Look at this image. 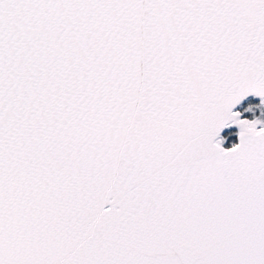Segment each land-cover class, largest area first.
Wrapping results in <instances>:
<instances>
[{
  "label": "snow or ice",
  "instance_id": "1",
  "mask_svg": "<svg viewBox=\"0 0 264 264\" xmlns=\"http://www.w3.org/2000/svg\"><path fill=\"white\" fill-rule=\"evenodd\" d=\"M0 264H264V0H0Z\"/></svg>",
  "mask_w": 264,
  "mask_h": 264
},
{
  "label": "trees",
  "instance_id": "2",
  "mask_svg": "<svg viewBox=\"0 0 264 264\" xmlns=\"http://www.w3.org/2000/svg\"><path fill=\"white\" fill-rule=\"evenodd\" d=\"M248 115H250V114H248ZM236 139V137H233V140H235Z\"/></svg>",
  "mask_w": 264,
  "mask_h": 264
}]
</instances>
